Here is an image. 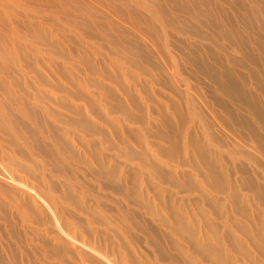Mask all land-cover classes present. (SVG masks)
<instances>
[{
	"label": "rangeland",
	"instance_id": "rangeland-1",
	"mask_svg": "<svg viewBox=\"0 0 264 264\" xmlns=\"http://www.w3.org/2000/svg\"><path fill=\"white\" fill-rule=\"evenodd\" d=\"M176 1L186 9L176 5L177 3L174 0H165L163 4L168 14L173 15L181 22L180 31H174L166 21L164 22L163 18H161V21L165 27L162 28L155 17L151 18V22L154 21L155 27L152 26L151 22L144 18L145 13L139 10L137 18L125 23L129 30L126 29L122 33L125 38V40H122V44L136 47L135 50L139 54L132 56L140 62V65L138 64L139 67L132 63L127 52V58L121 59L116 51V46H111L108 41L80 30V35L75 37L72 32L66 34V41H63V44L68 45V48H72L71 50L74 53L69 55V59L63 61L57 56L51 58V60L53 59L51 61L53 62L52 64H55L59 69L70 66L72 70L74 69V74L76 72L77 74L79 73L74 81H71L67 75L62 77L64 74L60 71L57 76L50 75L53 67L52 69L49 68L47 61L49 57L44 54H32V60H35L37 56L40 57H37L40 61L42 60L40 63L35 62L34 67L37 69L35 68L36 71L32 72V74H30L31 72L27 73V69L24 70L23 68V73L21 71L23 77L17 70H12V77H6V79H4L5 77H0L1 83H4L9 88L5 93L0 89L2 92H0V102L2 101L8 106L7 99H10L9 102L14 105L7 107L8 110L6 111L9 114L13 113L16 107L14 99L19 98L20 101H16L17 105L20 104L24 109L30 110L32 107L30 104L35 103L33 99V96H35V99H40L43 106L41 108L46 109L45 107H47V111L54 113L55 117L50 119L49 117H41V124L46 126L55 125L56 128L66 127V123H62L61 117L67 120L75 117L74 113L68 108L73 106L75 108L84 104L83 100L77 101V99H73L69 100L66 106L63 105L65 92L85 91V97H88L87 100L91 102L99 118L92 115L95 111L86 116L101 132V134L86 136V132L82 128H73L74 135H72L73 132H69L70 128H67L66 131L61 129L62 138L67 136L64 138L65 140L70 139L68 142H77L73 145L76 152L81 147L78 142L86 145L84 151L80 148V153L79 151L77 152L78 156L76 158H71L63 153L62 150H57L60 165L67 168L65 174L61 176L54 172L48 176V179L53 180L52 182L57 186V191L53 189V186L49 188L48 184L43 183L42 174L37 173L36 177L34 176L32 172L34 164L32 162L22 158L24 162L13 160L11 161L12 165H10L5 157H1L3 155L0 150V185L1 187L3 185V188L6 189V194L4 196L0 195V261L3 264H12L16 261L9 254V250L13 253L15 252L13 256L15 254L20 256V253H22L24 257L23 264H66L67 262L73 264H129L130 259H138L137 261H141L143 264H167L160 260H153V257L149 255V251L153 250V248L149 244L144 243L143 235L145 233L142 230L137 229L135 234H125L124 231L126 229L121 226L120 222L122 213H126L124 211H129L126 218L131 216L132 220H137L139 216L144 218H152V216L149 214L144 216L143 211L145 210L141 208L140 202L137 203V199L134 200V205L126 200L121 186L109 183L106 189L107 182L104 178L96 179L90 175V168L96 167L93 162L95 151L106 150L104 154L107 167L114 165L123 167L126 163V169L137 176V182L140 185L138 186L139 192L141 191L144 194V192L146 193L145 187L148 189L149 200L152 205L156 196L159 198L165 196L164 202L170 204L175 200L181 211L187 214L188 218L195 221H201L198 220V211L200 209V211H204L203 203L199 204L202 201L199 194H206L210 198L221 197L222 195L217 196L218 193L213 192L214 190L208 187L205 182H201L200 179V183H198L199 180L197 183L201 187L193 193H188V189L180 192L173 185V182L171 185L167 184V182L164 184L158 179L155 169L149 167L148 163H157L158 166H163L164 169L169 170L172 174H177L179 178L182 174L194 176L196 172L189 166H177V158L171 153L161 151L160 148L165 145V142L154 137H146L145 133L148 130V120L146 121V119L149 116L147 117V113H144V115L143 111H138L136 109L138 106L143 108L144 112L148 110L147 106L151 105L154 111L164 112L163 110L168 108L167 111L170 113L172 105L176 108L180 107L179 109L183 113L194 118V134L203 138L201 133L206 135V132L209 131L215 140L225 142L228 145L229 152L224 155L229 157L231 162H236V164L245 167L244 169L250 175L256 176L259 184L264 185V154L260 151L257 144L253 140L251 141L250 130L248 131L249 125L251 127L254 126L252 129H255L254 131L259 135L258 138L264 140V127L251 116L252 113L250 111V114H248L241 106H237L238 103L235 101L230 104V102H227V98H220L221 92L218 91V86L203 74L205 68H216V72L220 74L217 84L222 83L224 85L223 72L227 69L232 71H229L230 77L237 87L241 89L244 86L247 95L251 97L254 95L256 98L261 97L263 99L261 101L260 98H257V101L259 102L260 100L263 103L259 107L264 111V67L262 65L264 60V0H203V3L199 5H196L193 0ZM92 2L96 4L98 12V15L93 19L97 18L96 21H104L101 17L111 9L107 5L109 0H91L88 5H91ZM194 12L198 15L197 18L192 15ZM48 18L51 19V25H48V27H53L54 24L52 25V23H56L54 16V21L50 16ZM37 45L41 46L40 44ZM77 48L82 49L83 52L85 51L92 58L96 65V74L99 73L98 75L91 73L86 64L75 59ZM247 54H253L255 61H248ZM191 57H201L199 65H194ZM55 61L60 65H57ZM68 61L70 62L68 63ZM41 69L42 71L39 75L38 70ZM8 78L9 81H7ZM93 80L96 81V86L93 85L95 82ZM52 82L57 83L52 84ZM89 82L92 84H89ZM115 84H118V86ZM103 86L109 89L112 88L118 96L120 95L119 97L124 100L128 111V114L125 115L130 117V113L133 115V119H131L132 117L126 118L122 114L123 112L111 108L112 106L108 103L109 100L104 97L105 95L103 96ZM99 87L100 89H98ZM215 90L218 91L219 95H215ZM241 90L243 91V87ZM98 93H100V96ZM67 95L69 96V93ZM21 98L22 100L24 99V103L21 102ZM218 101H222L219 103L224 102L225 106L228 109L230 107V110L233 109L234 113L238 111L237 116L240 115L239 118L248 123H243L241 126L242 123L240 122H232L226 119L225 112L220 110L218 106ZM54 102L60 103L56 106L53 104ZM25 103L26 105H24ZM41 108L39 107L40 113L43 110ZM20 111L21 108L19 112L12 114L13 116L16 114L17 121L19 120L18 122L22 124L21 126L18 124V126L23 130V126L27 127L26 129L28 130L36 129L38 122L36 123L26 115L23 116L24 113L20 114ZM152 115L155 127L160 126L158 125L159 121L155 120L157 116ZM136 118L143 119L140 122ZM129 120H132V122ZM176 125L179 128L182 127L181 125L179 126L178 122H176ZM150 126H153V122ZM42 128L43 133L46 134H42V138L48 143L49 140L47 139L49 136L46 137L47 132L43 126ZM204 128H207L206 132L202 130ZM63 132L66 133L63 134ZM121 133H129L132 138L124 135L119 140L118 135ZM134 135H136V138ZM20 136L22 137L23 135ZM128 138L132 145V150L139 155L143 153V155L147 156V166L143 162L134 161V159L129 161L122 148L123 143L128 142ZM187 138V135H182L183 141L187 140ZM7 139L9 138L0 131V142H5ZM19 139L22 140L23 138ZM135 139L136 142L139 140V145L131 141ZM116 141L117 143L114 145ZM187 142H189V138ZM91 143L96 146L92 150L88 146ZM110 145L113 148L109 147ZM211 145V148L217 151L215 152L217 154L220 153L219 151H226V149L219 148L214 142ZM106 147H109V150ZM208 148L211 149L209 146ZM32 154L35 157V154ZM22 164L27 166V172L17 169ZM235 176L237 175L233 177ZM69 177L73 178V180L78 179L80 183L69 181ZM120 181L123 182L121 177ZM72 182L75 184L73 185ZM73 187L76 188V196L69 197L68 200L67 197L73 192ZM234 187L236 188L234 189ZM232 188L234 191L236 189V191H239L240 189L243 193V198H245V203L252 207L251 201L247 202L244 196L245 191L240 186H233ZM117 190L119 193H117ZM78 191L86 192L83 195H78ZM157 191H161V194H156ZM248 196L252 200V196L247 194ZM79 197L82 198V201ZM95 197H101L103 200L108 201L110 205L106 209L107 211L113 209L114 214L107 216L102 212V208H100ZM195 204H199L200 208L196 207L198 205L195 206ZM228 209L229 207H227ZM156 210H158L157 207ZM87 211L96 214L98 217L97 223L87 221ZM103 217H105V220L101 219ZM218 222L220 223L219 220ZM155 226H158L157 222ZM203 233L201 234L202 236ZM233 233L237 238H242L239 233ZM125 239L127 242L126 249L130 254L129 257L127 256V250L121 247V241ZM140 242H142V245ZM245 244L247 245V242ZM65 248L76 253L75 256H69ZM80 254L81 256H79ZM184 258L189 259V254H185ZM240 261L241 257L238 256L237 264H241ZM130 262L134 263L135 261ZM16 263L20 264L19 261Z\"/></svg>",
	"mask_w": 264,
	"mask_h": 264
},
{
	"label": "bare ground",
	"instance_id": "bare-ground-1",
	"mask_svg": "<svg viewBox=\"0 0 264 264\" xmlns=\"http://www.w3.org/2000/svg\"><path fill=\"white\" fill-rule=\"evenodd\" d=\"M89 1L91 0H0V77H5L4 79H6V77H10L12 74V70H17L21 74V71L23 73V68L24 70L27 69V73L31 72L30 74H32V72H35L37 69L36 67H34L35 62L40 63L42 61L38 59L40 58L38 56V58L36 57L35 60H32V54H44L49 57L47 58L45 56L48 59L47 61L49 68L52 69L53 67V70L50 71V75L57 76L58 72L60 71L64 74H62V77H66L67 75V77H69L71 81H74V79L78 77L77 75L79 73L77 74L76 72V74H74V69L72 70L70 66H67L65 68L61 66L63 68L59 69V67L55 66V64H52L53 62L51 61L53 59L51 60V58L57 56L63 61L69 59V55L71 53H74L71 50L72 48H68V45L66 46V44H63V41H66V34L72 32L73 36L75 37L77 35H80V30L86 31L98 38L108 41L111 46H116V51L119 53L118 56L121 59L127 58V52L130 60H132V63L135 66H138V64L140 65V62L132 56L135 54H139V52L135 50L136 47L134 45L130 46L128 44H122V40H125L122 33L126 29H128L125 23H127V21H130L131 19L137 18L139 15L138 10L145 13L144 18L148 22H151V18L155 17L163 28L165 27V25L161 21V18H163L164 22L166 21L174 29V31L181 30V22L177 20L173 15L168 14V12L164 9L163 1L165 0H109L107 5L111 7V9L108 13L101 17L104 21H96L97 18L93 19L98 15V12L96 4L92 2L91 5H88ZM174 1L177 3L176 5H179L181 8L186 9L182 4L178 3V1ZM193 1L196 5L203 3V0ZM192 15L196 18L198 17L195 12ZM48 16H50L53 21L54 16L56 20V23H52V25L54 24L53 27H48V25H51V19L48 18ZM151 24L155 27L154 21L151 22ZM176 26H178L179 28ZM37 44H40L41 46L39 47ZM245 46L247 45L245 44ZM75 53L77 54L75 59H77L81 63L86 64L89 71H91V73L93 74H96V65L94 64L92 58L88 54H86L85 51L83 52V50L80 48H77V51ZM247 57L248 61H255L253 54H247ZM191 58L194 65H199L198 63L201 62V57ZM72 60H74V58H72ZM70 61H68V63ZM55 63L57 62L55 61ZM57 65L60 64L57 63ZM262 65L264 67V60L262 62ZM216 70L217 69L214 67L205 68L203 70V74L208 77L212 83L218 86L217 89L221 92H219L221 95L220 98H227V102H230V104L235 101L236 103H238L237 106H241V108L246 110L248 114H250L251 112V116H253L255 120L261 123V125L264 127V111L259 107L262 106V102H260L259 99L258 102L257 98H260L261 101L263 99L261 97L256 98L254 95H252V97L255 98L247 95L244 86H242L243 91L241 90L242 87L241 89L237 87L235 85L236 83L233 82L230 77V72L232 71L229 70V72L228 69L223 72L225 80L224 85H222V83L218 85L217 80L220 77V74L217 73ZM41 71L42 69L38 70L39 75ZM43 74L46 75L45 72H43ZM7 81H9V78ZM89 81L91 80L89 79ZM53 83L54 82H52V84ZM90 83L91 82H89V84ZM95 83L96 81L93 83V85H95ZM115 85L118 86V84ZM100 87L98 89H100ZM0 89L3 93H5V91H7V89L9 88H7L4 83H1L0 80ZM86 89L88 90V87ZM103 89V96L105 95L104 97L109 100L108 103L110 104V106H112L111 108H114L120 112H123L122 114L127 115V108L124 104V100L119 97L120 95L118 96L117 93L112 90V88L109 89L108 87L106 88L105 86H103ZM216 90L215 95H219L218 91ZM84 92H65V97H63L65 100H63L64 102H62L63 105L66 106V103L69 100L73 99H77V101L83 100L82 102L84 104L79 107L77 106L73 108V106L71 108H68V110L74 113L75 117L70 118L69 120L62 119L63 117H61L62 123H66V127L63 128H56L55 125L46 126L44 124H41V117H49V119L55 117L54 113L47 111V107H45L46 109L41 108L43 106L41 105L40 99H35V96H33L35 103L30 104L32 105V107L29 110L27 108L24 109V107H22V105L20 106V104L17 105V102H19L20 100L16 97L17 99H14L16 107L15 109L13 108V113L19 112L21 108L20 114L24 113L23 116L26 115L36 123L38 122V127L36 129L28 130L26 129L27 127L25 128V126H23L25 130L24 131L19 127L22 124L18 122L19 120L17 121L18 118L15 117L16 114H14L13 116V113L9 114V112L6 111L8 110V106L13 105H11V102H9L10 99H7L8 106H6V104L1 101L0 131L3 135L9 138L5 140V142H0V150L3 155L1 157H5L9 162L8 164L10 165H12L11 161L13 160H20L24 162L22 158L32 162L34 164L32 168L34 176L36 177L37 173L42 174L43 183L48 184L49 188L53 186V189L57 191V186L54 184V182H52L53 180L48 179V176L51 175L52 172L58 173V176H61L65 174L67 170V168H64L60 165L59 157L57 156V150H62V152L67 156L69 155L71 158H76L78 156L77 152L79 151L80 153V148H82V150L84 151L86 145L85 143L78 142L81 147L76 152L73 145L77 142H68L70 139L65 140L67 136H64L65 138L63 137V139L61 129L63 131H66L67 128H70L69 132H73L72 135H74L73 128H82V130H85L86 136H89L91 134L95 135L98 133L101 134L97 127L88 120V116H86L95 111V113H92V115L96 118L98 117L97 111L93 109V105L87 100L88 97H85ZM68 93L69 96L67 95ZM98 94L100 96V93ZM21 102L24 103V99L22 100L21 98ZM44 102L47 103L46 101ZM133 102H135V100H133ZM219 102L222 101H218V106L220 110H223L225 112L226 119L232 122H240L242 123L241 126L243 125V123H246V121L239 118L240 115L237 116L238 111L234 113L233 109L230 110V107L228 109V107L225 106L224 102ZM28 103H30V101H28ZM59 103L54 102L53 104L57 106L59 105ZM24 105H26V103ZM39 107L43 109L41 113ZM147 108L148 110L144 112L143 108L139 106L136 107L138 111H143V114L147 113V117L149 116L148 119H146V121L148 120V130L146 129L147 131L145 133L146 137H154L165 142V145L160 148L161 151L165 153H171L175 158L178 159L176 161L177 166H189L196 172V174H194V176L182 174L179 178L177 174H172L169 170L164 169L163 166H158L157 163H148L146 155H143V153L139 155L137 152L131 149L132 145L129 141V138H132V136L130 137L129 133H121L118 135L119 140L120 138L124 137V135L125 137H129L128 142L123 143L122 147L125 151L126 156L129 158V161H133L134 159V161L143 162L144 164L148 163L149 167L155 169L156 176L161 182H164V184L167 182V184L170 185L173 182V185L180 192H183L185 190L187 191V189L188 193H193L194 191H196V189L198 191V188L201 187L198 185V183H200L201 180V182H205L208 187L214 190L213 192H217V196H222L216 198L211 197V200V198L206 194H199L200 199L202 200L200 201L199 199V204L201 202L203 203L204 206L202 207H204V211H200L201 209L198 211V220L201 221H195L188 218L187 214L181 211V209L177 206L175 200L170 204L164 202L165 196L161 198L156 196L153 200L154 203L152 205V202L149 200L148 189L145 187L146 193L144 192V194H142L141 191L139 192L138 186L140 185L137 182V176L134 173H130V170L126 169V163L123 167H119L118 165L107 167L104 154L106 150L104 151L102 149L101 152L95 151V154H93V162L96 167L90 168V170H92H89L90 175H92L96 179L104 178L107 182L106 189L109 183L117 184L119 187L121 186V188H123L122 191L124 198L133 205L134 200L137 199V203L140 202L141 208L145 210L143 211L144 216L149 214L153 218H144L139 216L137 220H132L131 216L126 218V215L129 213V211H124L126 213H122V220H120V222L121 226L126 229V231H124L125 234H135L137 229L142 230V232L145 233V235H143L144 243L149 244L153 248V250L149 251V255L153 257V260H160L167 264H237L238 262L236 261L238 256L241 257V264H264V185L259 184L256 176H254L253 174L250 175V173H248V171L244 169L245 167L241 166L240 164H236V162H231L229 160V157L224 155L229 152L228 145L220 140H215V138L211 136L212 133H210L209 131L206 132L207 128L202 129L204 132H206V135H203V133H201L203 138L194 134V118L188 114L183 113L181 109H179L180 107L176 108L174 105H172L171 113L167 111L168 108L163 110L164 112L159 110L154 111L151 105H148ZM152 114L157 116L155 120L159 121L158 125L160 126L155 127L154 120H152L151 117ZM126 115V118L132 117L131 119H133L132 114L129 113L130 117H127ZM144 115H142L143 118H145ZM142 119L136 118V120L140 122L142 121ZM129 121L132 122V120ZM152 122L153 126H150ZM176 122L179 123V126H182L180 127L181 129L176 125ZM145 125L146 124L144 123V126ZM42 126L47 132L46 137H50V139L49 137L47 139L49 140L48 143H46L42 138V134H44ZM253 127L254 126L251 127L249 125L248 128V131L250 130L249 135L251 136V141L253 140L257 144L260 151L264 154V140L258 138L259 135L254 131L255 129H252ZM65 133L63 132V134ZM183 134L187 135V137L189 138V142H187L188 138L187 140L185 139V141H183ZM20 135L23 136L21 137ZM135 136L136 135H134V137ZM46 137L44 138L46 139ZM19 138L23 139L20 140ZM131 141L139 145V140L137 142L136 139ZM212 142L216 143L219 148L226 149V151H219V154L215 153L217 151L211 148ZM116 143L117 141L114 143V145ZM88 146L91 150L92 148L96 147L95 145H93V143L88 144ZM208 146L212 150L209 149ZM109 147L113 148L112 145H110ZM109 147L106 148L109 150ZM32 153L35 154V157ZM17 169L23 172H27V166L24 164H22L20 167H17ZM234 175L237 176L233 177ZM120 177L122 178L123 182L120 181ZM69 181L79 182L78 179L73 180V178H70ZM72 184L74 185L75 183L72 182ZM233 186H240L241 189L245 191L244 196L246 197L247 202L251 201L252 207L245 203V198H243V193L241 192V190L239 189V191H236V189L234 191L232 188ZM235 188L236 187H234V189ZM72 191L73 192L71 193V195L67 197L68 200L69 197L76 196L77 191L75 187L72 188ZM85 192L86 191H78V195H83L85 194ZM117 193H119L118 190ZM158 193L161 194V191H157L156 194ZM5 194L6 189L3 188V185L2 187L0 185V195L4 196ZM247 194L252 196V200H250V196L247 197ZM79 199L82 201L81 197H79ZM95 200L99 204L100 208H102L101 211L104 212L107 216H110V214H114L113 209H110L108 211L106 209L110 205L108 201L103 200L101 197H95ZM195 202L198 203L197 201ZM199 204H195V206L198 205L196 207H199ZM156 207L158 208V210H156ZM227 207H229L230 211L229 209L227 210ZM101 219L105 220V217ZM97 220L98 217L96 216V214L91 211H87V221L97 223ZM216 220H219L220 223H217ZM156 222L158 224L157 227L155 226ZM233 232L239 233V235L243 239L237 238ZM202 233L203 236L201 235ZM246 242L247 245L245 244ZM248 242L250 243L248 244ZM140 244L142 245V242H140ZM126 245V239L122 240L121 247L126 249ZM137 247L139 248L138 244ZM65 251H67V253L71 257H74L76 254L68 250L67 248H65ZM14 253L9 250V254L12 255L11 257L16 259V261H14L13 263L19 261L20 264H23L24 257L22 253H20V256H18L19 254H15L13 256ZM184 253L187 255L189 254V259L184 258ZM79 256H81V254ZM127 256H130L129 252ZM137 260L138 259H130V261L135 262L131 263L129 261L128 263L143 264L141 261ZM0 264L3 263L0 261ZM66 264L73 263L67 262Z\"/></svg>",
	"mask_w": 264,
	"mask_h": 264
}]
</instances>
